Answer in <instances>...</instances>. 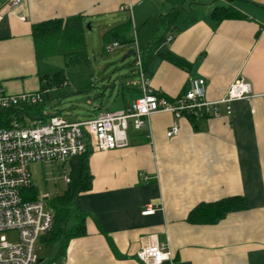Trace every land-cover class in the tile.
<instances>
[{
  "label": "crops",
  "instance_id": "1",
  "mask_svg": "<svg viewBox=\"0 0 264 264\" xmlns=\"http://www.w3.org/2000/svg\"><path fill=\"white\" fill-rule=\"evenodd\" d=\"M125 6L131 10H121ZM224 8L237 16L217 18ZM73 18L79 19L81 37L87 22L108 20L103 47L116 32L126 41L119 48L124 56L136 50L135 42L140 47L141 30L159 20L166 29L147 43L153 56L144 80L148 90L170 100L182 97L193 78L206 81L210 102L223 98L238 78L251 84L254 97L235 102L230 115L221 106L218 117L199 123L156 113L143 129H129L127 148L92 151L91 188L75 201L86 234L47 264H143L138 253L155 242L169 255L164 264H264V0H22L0 23V87L13 95L51 88L47 78L55 74L42 66L49 57L37 58L33 26ZM74 47L60 39L56 53ZM165 53L192 67L159 55ZM144 88L141 77L135 88H114L112 95L122 100L117 111ZM55 114L61 115L44 109L46 119ZM175 121L179 134L168 138ZM68 162L59 163L69 177ZM238 197L247 208L217 224L189 221L201 204ZM149 206L157 211L143 216Z\"/></svg>",
  "mask_w": 264,
  "mask_h": 264
},
{
  "label": "built area",
  "instance_id": "2",
  "mask_svg": "<svg viewBox=\"0 0 264 264\" xmlns=\"http://www.w3.org/2000/svg\"><path fill=\"white\" fill-rule=\"evenodd\" d=\"M21 1L0 0V23L14 12ZM121 10L130 11L131 8L125 6ZM172 40L171 36L167 38V41ZM121 46L117 41L111 42L105 46V52L113 53ZM135 46L136 66L145 88L142 96L126 109L101 112L85 121L74 122L61 115H53L46 120L14 121L9 127L0 128V264H38L36 244L53 228L54 212L48 204L38 199L25 201L22 196V192L33 185L32 164L66 163L85 155L88 150L108 152L125 149L129 146V129H143L156 113L172 114L176 121L184 119L199 123L218 117L221 106L230 115L235 102L254 97L251 84L238 78L223 98L210 102L206 97V81L193 78L182 97L170 100L146 88L148 82L144 80L143 55L137 42ZM42 101L41 92L13 95L0 87V112L40 104ZM176 121L166 134L168 138L179 134L180 126ZM63 180L70 182L66 173ZM156 211L149 206L142 215L150 216ZM8 231L18 232L16 243L7 240L4 233ZM168 256L165 247L156 242L138 253L143 264H164L169 260Z\"/></svg>",
  "mask_w": 264,
  "mask_h": 264
},
{
  "label": "rangeland",
  "instance_id": "3",
  "mask_svg": "<svg viewBox=\"0 0 264 264\" xmlns=\"http://www.w3.org/2000/svg\"><path fill=\"white\" fill-rule=\"evenodd\" d=\"M104 21L87 22L84 26V36L79 38L73 50L59 51L41 62L46 73L51 75L62 73L66 78L63 86L54 84L51 86L49 99L44 103L46 111H59L62 117L71 121L89 119L100 112L120 109L118 105L122 100L120 96L112 95L114 88L117 90L122 84L136 87L140 78L136 66L137 57L131 56L123 61L124 55L120 49H115L110 54L105 52L103 30L109 22ZM165 29L166 27L159 20H151L139 33L141 52L143 53L147 48L148 42L154 43L159 40ZM68 53L73 54L71 56L73 63L66 64L64 56ZM84 54L86 60L78 62L77 59H83ZM64 169L59 162L31 165L33 187L37 192L38 200L48 204L50 199L66 189L67 185L63 177L68 168ZM4 235L10 243L18 241L17 231H8ZM58 248L56 243L47 244L39 239L36 244V255L44 260L42 264H47L55 257Z\"/></svg>",
  "mask_w": 264,
  "mask_h": 264
},
{
  "label": "trees",
  "instance_id": "4",
  "mask_svg": "<svg viewBox=\"0 0 264 264\" xmlns=\"http://www.w3.org/2000/svg\"><path fill=\"white\" fill-rule=\"evenodd\" d=\"M219 19H230L237 16V13L232 9H221L216 13ZM78 26V29H77ZM33 38L35 42L37 58L42 60L51 57L56 53L60 39L64 42L71 41L77 45L79 38H81V30L78 18H73L70 21L63 22L61 20H51L42 22L33 26ZM112 42H119L125 44V40L121 39L118 33L112 34ZM69 38L71 40H69ZM109 40V38H108ZM162 40L158 42L161 43ZM110 43V42H108ZM107 43V44H108ZM73 54L65 55L66 64L73 63ZM142 66L144 74L147 73L149 62L153 56V51L146 48L143 53ZM168 61L183 67L190 68L191 64L178 58L172 53L159 54ZM78 58V62L84 61ZM82 58V57H81ZM70 61V62H69ZM48 85L51 87L53 84L56 86H63L65 84V77L62 73L55 74L52 78H47ZM50 88L43 87L41 94L43 101L36 105H23L19 108L9 111L0 112V128L9 127L12 122H25L26 119H43L46 120L44 115V103L48 100V90ZM58 115V114H55ZM92 150L78 158L72 159L68 162L70 169L67 188L56 197L48 201V206L54 212V224L50 232L44 235V242L47 244L61 243L56 258L63 256L69 242L72 239L82 237L86 234L85 230V217L79 214L75 209V201L79 194L87 192L92 185L93 175L90 171L89 159ZM65 167V165H64ZM22 196L25 201H36L37 192L33 185L30 189L24 190ZM247 203L243 198H229L212 204H201L196 207L190 214L189 221L193 223L217 224L224 219L228 214L245 210Z\"/></svg>",
  "mask_w": 264,
  "mask_h": 264
},
{
  "label": "water",
  "instance_id": "5",
  "mask_svg": "<svg viewBox=\"0 0 264 264\" xmlns=\"http://www.w3.org/2000/svg\"><path fill=\"white\" fill-rule=\"evenodd\" d=\"M136 53H135V50H131L126 56L123 57V61L131 56H135Z\"/></svg>",
  "mask_w": 264,
  "mask_h": 264
}]
</instances>
